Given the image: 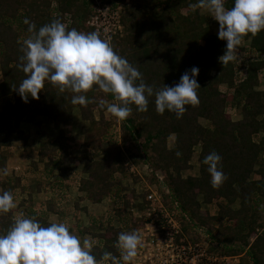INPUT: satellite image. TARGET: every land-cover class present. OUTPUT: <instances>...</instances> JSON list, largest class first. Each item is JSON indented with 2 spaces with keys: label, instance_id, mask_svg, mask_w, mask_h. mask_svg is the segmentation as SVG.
<instances>
[{
  "label": "trees",
  "instance_id": "obj_1",
  "mask_svg": "<svg viewBox=\"0 0 264 264\" xmlns=\"http://www.w3.org/2000/svg\"><path fill=\"white\" fill-rule=\"evenodd\" d=\"M117 1L124 3L122 20L126 31L114 41V50L136 67L143 81L154 90L178 83L185 70L197 66L196 79L201 86L196 90L198 103L187 105L178 119L167 110L157 113L153 95L148 97L147 111L139 112L135 105H130L132 112L126 119L114 117L116 120L112 121L119 127L116 134L110 129L112 123L105 115L106 109L98 104L100 99L109 102L113 97L96 86L81 93L89 102L80 105L71 102L75 94L70 90L61 92L45 80L39 98L29 97L24 102L16 90L26 76L17 67L22 55L20 42L31 35L24 19L28 18L38 29L59 18L68 29L92 32L94 29L87 21L95 12V0H0V133L3 134L0 164L6 163L12 141L22 139L27 143L22 123L37 126L44 121L54 123L57 133L40 140L38 153L43 167L37 176V186L42 189V181L57 173L56 188L77 185L94 203L108 198L110 206L103 217L89 213V227L78 224L79 230L92 234L95 242L92 252L101 264H111L110 259H102L105 253L119 260L120 251L115 246L118 233L135 231L138 226L129 209L131 196L116 177L117 173H123L127 159L135 164L148 161L164 170L182 209L195 224L207 226L224 243L222 252H245L242 264H264V89L254 88L264 79V30L255 36L245 35L235 52V60L223 66L218 58L224 54L226 41L219 39L212 27L213 24L219 27L218 21L202 14V8L192 11L189 6L196 0ZM232 4L233 0H225L227 8ZM249 39L250 46L245 48L244 42ZM247 51L254 56H245ZM222 83H227L232 91L218 87ZM235 102L242 109L238 120H232L227 111ZM75 108L80 109L81 120L89 123L83 141L76 145L85 154L79 157L71 151V129L77 126ZM95 109L100 113L99 119L94 115ZM201 118L209 124H202ZM171 134H175L172 148L168 146ZM197 145L201 146L200 176L182 178L180 171L190 167ZM211 151L222 157L220 166L225 177L216 188L212 187L207 166L202 163ZM75 162L82 165L85 176L74 173L71 165ZM31 164L37 166L35 161ZM257 164L260 178L249 181ZM21 179L22 176L7 177L3 190L9 187L7 191L14 196ZM257 193L262 209L254 206ZM199 195L203 202L198 200ZM237 200L240 206L232 209L231 204ZM202 204L213 207L215 204L218 212L203 210ZM13 213V209L0 213V232L8 229ZM24 215L36 216L45 224L50 222L37 212ZM184 227L187 229L186 222ZM260 227L263 229L258 232ZM252 236L255 239L250 243Z\"/></svg>",
  "mask_w": 264,
  "mask_h": 264
},
{
  "label": "clouds",
  "instance_id": "obj_2",
  "mask_svg": "<svg viewBox=\"0 0 264 264\" xmlns=\"http://www.w3.org/2000/svg\"><path fill=\"white\" fill-rule=\"evenodd\" d=\"M192 11L206 8L216 21L217 36L226 41L224 54L218 59L223 66L235 60V52L245 35L255 36L264 30V0H233L231 8L225 0H196L189 6ZM31 34L21 43L17 65L25 78L16 88L24 102L28 98H39L47 80L61 92L70 90L73 104L86 105L85 95L93 89L111 94L118 103L100 99L98 104L119 120L126 119L135 105L139 112L147 111L148 97L154 95L155 111L163 114L166 110L175 113L179 119L187 105L198 103L196 90L201 87L196 79L199 68L192 66L172 86L164 85L154 90L146 84L142 74L125 57L119 55L107 39L96 31L82 32L68 29L59 19L53 18L38 29L24 19ZM139 81V82H137ZM180 155V153H177ZM222 157L216 151L205 155L202 163L210 174L213 188L225 178L221 170ZM8 168L0 169V175H8ZM16 207L13 193L0 191V213H8ZM94 241L81 238L70 230L66 221L52 220L43 223L36 216L14 215L8 229L0 232V264H101L93 255ZM120 251L119 260L104 254L111 264H130L141 246V236L136 231L120 232L115 243Z\"/></svg>",
  "mask_w": 264,
  "mask_h": 264
},
{
  "label": "built area",
  "instance_id": "obj_3",
  "mask_svg": "<svg viewBox=\"0 0 264 264\" xmlns=\"http://www.w3.org/2000/svg\"><path fill=\"white\" fill-rule=\"evenodd\" d=\"M107 9L110 10V7ZM113 14L117 20L113 28L117 31L122 24L117 12ZM101 15H106V12ZM96 17L98 21L92 16L88 22L98 25L99 17ZM97 29L101 31V28ZM126 169L132 174L128 184H125L131 195L129 209L138 222L135 231L141 236V246L130 264H240L241 256L220 254L216 240L204 234L206 229L203 227L192 224V231L200 236L188 237L184 222L188 224L192 220L168 185L164 170L148 161L137 165L130 160ZM135 177L139 179L135 180ZM202 236L206 238L202 239Z\"/></svg>",
  "mask_w": 264,
  "mask_h": 264
},
{
  "label": "rangeland",
  "instance_id": "obj_4",
  "mask_svg": "<svg viewBox=\"0 0 264 264\" xmlns=\"http://www.w3.org/2000/svg\"><path fill=\"white\" fill-rule=\"evenodd\" d=\"M127 1H130V0H127ZM123 5H124V3L118 2L117 0H95V12H94V14H92L89 17V19H91L92 16H93V18H96V20H97V17L96 16H98L99 17L98 18L99 19V23H98V25H95V24L94 25H91V23H89L87 21V24L90 27H92L94 29V31L98 32L100 34V36H101L102 39H107L110 42V44H111L112 47H113L114 41L116 39H118L120 37H123L125 35L126 27H125V24L123 23V20H122V14H123V10H124L123 9ZM107 7L108 8L110 7V10L107 9ZM200 10H201V13L202 14H205L208 18L211 17V20H212L213 17L210 16V14H209V12H208V10L206 8H202ZM102 12H106V15H101ZM114 12H117L118 19L120 20V23L122 24V28L120 30H117V31H115V29L113 28L114 24L117 23L116 22L117 20L113 18V15H114L113 13ZM105 18H107V19H105ZM106 20H107V22H106ZM112 22H113V25H112ZM105 26H106V28H105ZM98 27L101 28L100 29L101 31H99L97 29ZM212 27H213V30L218 33L219 27L217 25H215V24H213ZM102 28H104V30H102ZM111 31H115V32L113 33ZM108 32L111 35H108L107 34ZM250 42H251V39L245 41L244 42V47L245 48H248L250 46ZM248 54L249 55H253L251 52H248L247 51L245 56H248ZM258 56L259 55L257 54V57ZM218 87H220L225 92L232 91V89L230 87H228L227 83L219 84ZM254 88H255V90H263L264 89V79L261 81V83L259 85H257ZM108 103H118V102L115 101L114 98H112V99L109 100ZM227 111L230 112L231 119L232 120H238V119H240L242 117L241 105H239V103H237V102L233 103L232 106L229 105V107L227 108ZM74 114H75V118L77 119V121H76L77 122L76 123L77 126L74 127L73 129H71V132H72V134L74 135V137L76 139L80 138V140L78 139L79 142H82L83 141V135H84V133L86 131V128L88 127V124L89 123L86 122V121L81 120V118H80V109L79 108H75L74 109ZM94 115H95L96 119H99L100 113H99L98 109H95L94 110ZM105 115H106L107 119L112 123V126L110 128L111 131H113V132L115 131L114 133L118 134L119 133V127L117 126V124H115L114 121H112L113 119H115L114 116L111 115V114H109V113H107L106 110H105ZM200 121L204 125H208L209 124L208 120H206L205 118H201ZM57 131H58V128L55 129V132H57ZM43 132H46V131H43ZM104 145H106V143H104ZM168 146L171 147V148L175 146V134H171L170 135V137L168 139ZM74 147H75L74 145L71 147V151H72L73 154H77L78 157L80 156V154L83 155V156L85 155L82 152L81 148H77V146H76L75 147L76 149H74ZM200 150H201V146L200 145H197V146L194 147V153H193V157H192V159L190 161V167L189 168L182 169L180 171V175L182 176V178H185L186 179L189 176H197V177L200 176V167H201V161H200V158H199ZM21 158H22V156L19 159H21ZM123 158H125V157H123ZM129 160L130 159L124 160V164H123V168H122L123 173L121 172V173H117L116 174V177L119 178V179H121L122 186L124 188H126L125 193L128 194V195H130L129 194L130 192L127 190V186L126 185L128 184V181L130 180V178L132 176V174H130L129 171L126 169V165H127V163H128ZM139 164H137V165H139ZM79 165H78L77 162H75L74 163V166H73V171L77 175H80L82 173V165H80V166ZM30 166H31L30 168L25 169V171H24L25 173H27L30 169H32V171H34L35 169H37L38 172H40V168L42 170V167H43V165H41V166H38V165L37 166H34L32 164H30ZM259 170H260V166H259V164H257L255 166V172L252 174L251 179L249 181H253V180L257 181L260 178V175L258 174ZM174 174H176L175 171H174ZM133 178H134V176H133ZM52 179H53V177L51 175V177H50L49 180L42 181V184H43L42 189L44 188L43 189L44 190V193L47 192L48 190L52 189L50 186H48V183H51V184L53 183ZM138 179H139L138 177H135V180H138ZM54 188L56 189V191H54L55 192V194H54L55 196H53V194H52L53 192L52 193H49L52 197H50L49 194L46 193V196L47 195L48 196L46 198V201H43L42 202L43 208H46V205L48 204V202H49V204L54 203V202H52V200H54L55 202H57L58 205L60 203L61 204L63 203L64 205L67 204V202H66L65 199H67L68 197H67V195L65 197V194H66L67 191H69L68 190L69 188L67 186L63 187V189L60 188V187H57V188L56 187H53V189ZM77 197L75 196L74 197L75 199H72V200H70V202H68V205H71L73 208L76 206L75 210H78V208H79V207H77V205H75L76 200H77L76 203H78V198ZM260 197L261 196L258 193L255 195V201L256 202L254 203V206L257 207V208L262 209V207H261V201L262 200H260V203H259V199H258ZM41 200H43V199H41ZM198 200L200 202H203L204 201L202 195H199L198 196ZM39 202H40V200H39ZM214 202L217 203L218 200L216 199ZM82 204L83 203H80L81 206H82ZM86 204H87V207H88L89 210H91V211L95 210V212L98 213V214H104L105 210L107 211V209L110 206V201L108 200V198H105L103 200V202H101L100 204H97L96 206H94V204H92V201H86ZM231 205H232V209H237L240 206L239 205V200H237V202L235 204H231ZM90 208H94V209H90ZM201 208L203 210H205V209H211V211L212 212H215V213L218 212L217 206L215 204H214V207L212 205H209V204H202L201 205ZM262 211H263L262 212V217L264 218V210L262 209ZM82 216H83L82 219H84V221L87 222L88 219H89V217H87V215L85 213H83ZM89 221H90V219H89ZM192 224L194 225L195 223L193 221H191L190 223L187 224V230H186L185 233L188 235V237L190 239L199 238L200 234H198L196 231H192V229H191V225ZM195 225L196 226H199V227H203L204 229H206V231H205L204 234H206V235L209 234L210 237H213L214 240H216V242H217V251L220 254L239 255V256H241V258H240V264H242L243 257H244L245 252L240 253V254H229V253L222 252L221 251V248H223L225 246L224 243L222 241H220L219 239H217L215 236H213V233L210 232V230L208 229L207 226H205V225H198V224H195ZM262 229L263 228H261V227L260 228H257L258 232L262 231ZM203 238H206V237L202 236V239ZM254 239H255V236H252L250 238V243L253 242ZM206 240L208 241V239H206Z\"/></svg>",
  "mask_w": 264,
  "mask_h": 264
},
{
  "label": "crops",
  "instance_id": "obj_5",
  "mask_svg": "<svg viewBox=\"0 0 264 264\" xmlns=\"http://www.w3.org/2000/svg\"><path fill=\"white\" fill-rule=\"evenodd\" d=\"M21 129L25 131V134L27 136V143H25V141L22 139L12 141L11 145L8 147L9 149L7 151L6 163L0 164V169L7 167L9 170L8 175L6 176L0 175V191H4L2 184L5 181H7V177L12 178V177L22 176V179L20 180V186L15 189L16 191L14 190L16 192L14 195L16 196L15 197L16 207L13 209L14 210L13 214L19 215L22 213L25 214L26 212H37L43 215L44 217L48 218L50 221L52 220H55L57 222L66 221L70 230L73 231L76 235H78L81 238V240H83L84 238H88L90 241H93L92 234L88 232L84 233L81 230H79L78 224H80L84 228H88L90 221L88 219V221L86 222L84 221V219H82L83 213H85L87 217H89V213L95 216L103 217L106 214V210L104 214H98L95 212V210L93 211L89 210L87 207L86 201H90V200L87 198L84 192L79 190L77 185L68 186L69 191H67L65 194V197L66 195L68 197L67 199H65L67 202L66 205H64L63 203L62 204L60 203L58 205L57 202L52 200V202H54L52 203V205L49 204L48 202V204L46 205V208H43L42 202L46 201V198L48 196V195L46 196V193L49 194L53 192L52 194L53 196H55L54 191H56V189L55 188L53 189V187H56L54 180L57 178V173H54L52 175L53 183L52 184L48 183V186H50L52 189L44 193V190H43L44 188L39 190L37 186V179H38L37 176L40 174V172H38L37 169H35L34 171L30 169L27 173L24 172L25 169L31 167L30 164L32 161H35L38 166L42 165V163H40L39 161V153H38V150L40 147V140L44 136L52 137L53 135L57 133L55 132V129L57 128L55 127L54 123L44 121L40 126L39 125L37 126L35 124L22 123ZM43 131H46V132H43ZM71 136L73 138L72 144L75 147L76 145L81 144V142L78 141V139L80 140V138L76 139L74 135L72 134V132H71ZM2 137H3V134L0 133V138ZM75 147L74 149H76ZM73 155H77V154H73ZM21 156L22 158L19 159ZM73 166L74 164L71 165L72 170H73ZM82 176H85V174H82ZM63 187H65V185L62 186V189ZM6 190H10V188L8 187L6 188ZM49 196L52 197L50 194ZM75 196L76 197L78 196L77 198H78L79 205L80 203H83L82 206L81 205L77 206L79 207L78 210H75L76 206L73 208L71 205H68V202H70V200L72 199H75L74 198ZM21 201H24V203H21ZM76 202H75V205L78 204ZM101 202H97V203L92 202V204L96 206L97 204H100ZM50 206H52L53 208H51ZM90 209H94V208H90Z\"/></svg>",
  "mask_w": 264,
  "mask_h": 264
}]
</instances>
